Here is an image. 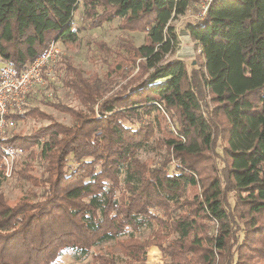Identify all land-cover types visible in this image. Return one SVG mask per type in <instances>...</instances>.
Masks as SVG:
<instances>
[{
    "label": "trees",
    "instance_id": "trees-1",
    "mask_svg": "<svg viewBox=\"0 0 264 264\" xmlns=\"http://www.w3.org/2000/svg\"><path fill=\"white\" fill-rule=\"evenodd\" d=\"M191 1L0 0V64L17 71L51 42H77L80 3L90 28L119 18L144 34L141 45L98 42L102 76L60 60L78 105L46 103L69 124L36 106L6 116L49 122L0 136V187L9 154L42 165L37 178L27 163L19 170L35 191L14 203L0 193V264H54L64 253L147 264L150 246L168 264H264V0H212L186 24L203 56L188 68L165 57ZM143 148L163 152L152 164ZM144 227H153L146 238L133 235ZM110 240L122 258L96 250Z\"/></svg>",
    "mask_w": 264,
    "mask_h": 264
},
{
    "label": "rangeland",
    "instance_id": "rangeland-1",
    "mask_svg": "<svg viewBox=\"0 0 264 264\" xmlns=\"http://www.w3.org/2000/svg\"><path fill=\"white\" fill-rule=\"evenodd\" d=\"M202 8L201 0H192L186 12L173 20L175 26L178 43L173 53L167 54L165 59L180 58L188 68L202 64L203 56L200 53V45L188 34L186 24L189 22H197L198 12ZM73 24L78 29V40L73 44H56L60 49L59 58L55 68V79L48 81L44 86L39 87L33 94H31L24 104L22 105V112L27 107L36 106L47 114H50L53 119L69 124L71 118L68 114L55 109L52 105L46 102H63L73 106H77L78 102L73 97L72 91L64 86L62 77L65 75L64 70L61 68L60 60L73 65L76 68L82 69L85 75L102 76L106 71L105 64L101 61L99 52L97 50L98 42H105L110 47H116L120 39H131L135 45H141L144 41V34L138 31L123 30L118 27L119 18L111 21L103 22L100 26L90 28L82 19L81 4L73 14ZM137 59L134 66L131 67L132 73L138 70ZM160 79L157 82H161ZM123 84L122 82H119ZM25 106V108H24ZM10 114V113H9ZM153 114V113H152ZM151 114V115H152ZM146 118V117H144ZM47 119L39 118H22L20 120H8L4 127L2 134L10 135L13 132L28 134L39 126L47 124ZM136 126V125H134ZM1 134V135H2ZM37 152L38 148L33 147ZM163 151L150 150L143 148L139 151L138 156L140 160L148 163H156L160 159ZM4 179L0 187V193L4 200L9 203H14L19 197L25 195L27 192L35 191L36 186L31 184L30 181L24 179L19 175V170L25 163H27L25 173L34 177H39L42 172L41 161L38 157L30 155L28 152H17L10 154L5 159ZM30 167V168H29ZM153 227H144L134 232V236L138 238H146ZM96 250L104 253L107 256H114L116 259L121 257L119 247L115 241H104L96 245ZM122 258V257H121ZM170 261L169 255L166 251H161L155 246H150L146 250V263L147 264H168ZM54 264H94L92 257L88 256L83 260H75L69 253L62 254Z\"/></svg>",
    "mask_w": 264,
    "mask_h": 264
},
{
    "label": "built area",
    "instance_id": "built-area-1",
    "mask_svg": "<svg viewBox=\"0 0 264 264\" xmlns=\"http://www.w3.org/2000/svg\"><path fill=\"white\" fill-rule=\"evenodd\" d=\"M211 1L201 0L202 8L198 12V19L204 17ZM59 54L60 49L51 42L21 71L8 64H0V136L7 122L6 116L9 113L22 112V105L29 95L48 81L55 79V66Z\"/></svg>",
    "mask_w": 264,
    "mask_h": 264
},
{
    "label": "crops",
    "instance_id": "crops-1",
    "mask_svg": "<svg viewBox=\"0 0 264 264\" xmlns=\"http://www.w3.org/2000/svg\"><path fill=\"white\" fill-rule=\"evenodd\" d=\"M81 4V3H80Z\"/></svg>",
    "mask_w": 264,
    "mask_h": 264
}]
</instances>
